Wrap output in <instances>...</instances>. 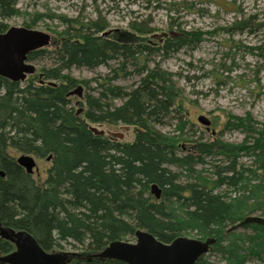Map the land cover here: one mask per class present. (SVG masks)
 Listing matches in <instances>:
<instances>
[{"label":"trees","instance_id":"trees-1","mask_svg":"<svg viewBox=\"0 0 264 264\" xmlns=\"http://www.w3.org/2000/svg\"><path fill=\"white\" fill-rule=\"evenodd\" d=\"M18 1L0 0V33L8 29L4 20L19 15ZM52 18L60 21L62 30L53 31L51 50L27 54L31 63L49 56L52 66L38 68L23 82L0 77V225L26 231L47 252L65 245L74 248L79 256L70 264H124L100 262L90 254L133 238L138 229L165 244L189 233L201 241L218 237L196 264H218L209 260L214 253L224 264H243L248 255H260L263 226L246 225L259 231L246 238L229 229L253 213L264 217V129L250 119L230 122L234 129L253 135L248 149L252 162L244 166L238 161L239 146L196 142L185 150L187 154H180L177 139L156 127L172 115L177 96L172 75L157 66L149 69L147 62L154 55L168 57L182 48H195L202 34L187 32L160 43L148 39L153 34L148 25L130 23L133 34L122 39L107 31L100 16L86 21ZM36 21L24 27L34 29ZM113 62L118 66L94 80V94L85 95L77 114L68 93L77 83L89 87L90 81L77 82L68 72ZM131 66L132 73L127 71ZM130 75H139L136 85L114 84ZM93 124L133 127L134 139L122 143L105 133L96 135L90 130ZM21 154L45 161L50 157L43 178L36 172L27 174L16 163ZM207 157L212 159L206 161ZM207 164V178L197 175L185 183L170 169L185 167L193 173L196 166ZM251 181L257 183L246 201L226 198L221 192ZM152 185L161 190L160 199L151 194ZM245 242L254 248L245 250L241 246ZM13 249L0 239L2 255Z\"/></svg>","mask_w":264,"mask_h":264},{"label":"rangeland","instance_id":"rangeland-1","mask_svg":"<svg viewBox=\"0 0 264 264\" xmlns=\"http://www.w3.org/2000/svg\"><path fill=\"white\" fill-rule=\"evenodd\" d=\"M17 8L19 15L3 21L8 28L24 27L25 23L36 19L34 30L50 34L51 39L56 36L53 31L62 30L60 21L53 16L84 21L100 16L108 24L107 31L122 39L133 34L128 27L130 23L148 25L153 31L148 39L160 43L167 37H178L187 32L202 34V41L195 48H182L168 57L154 55L147 62L149 69L157 66L160 71L172 75L177 96L172 115L164 125L156 127L164 135L177 139L180 154H187L185 150L196 142L209 144L218 141L239 146V163L251 164L248 149L252 146L253 135L234 129L230 122L250 119L258 129H264V0H19ZM163 34L166 36L162 37ZM48 50L51 47L48 46ZM32 64L38 70L42 66L51 67L53 61L45 56ZM117 66L118 62H113L93 70L84 67L71 69L68 75L75 81H90L89 87L77 83L70 90L79 85L83 87L82 99L76 95L71 97L73 109L84 107L85 95L94 94V80L110 74V67ZM133 70V66L127 68L131 73ZM139 78V75L121 77L114 84L129 88L136 85ZM201 117L209 124L201 123ZM92 126L122 143L134 139L133 127L122 124ZM34 159L38 168L36 173L43 178L50 162ZM211 159L207 157L206 161ZM170 169L179 174L181 183L192 181L197 175L207 178L210 174L208 164L196 166L193 173L187 172L185 167L172 166ZM256 183L251 181L250 185L244 183L235 189L222 188L221 192L226 198L243 202L251 198V186ZM251 215L262 217L260 213ZM255 231L259 232L249 227L237 229L234 233L246 238L255 235ZM183 237L197 238L195 233ZM124 242L134 243L135 238H127ZM245 243L241 245L245 250L254 248L251 242ZM257 248L264 246L261 243ZM74 250L67 245L56 249L61 252ZM208 257L212 262L224 264L218 253ZM243 264H264V251L260 255H248Z\"/></svg>","mask_w":264,"mask_h":264},{"label":"water","instance_id":"water-1","mask_svg":"<svg viewBox=\"0 0 264 264\" xmlns=\"http://www.w3.org/2000/svg\"><path fill=\"white\" fill-rule=\"evenodd\" d=\"M166 35L163 34L162 37ZM156 37V36H154ZM50 34L25 27H10L0 33V77L13 82H23L35 73V66L27 60V54L48 47L51 44ZM76 95L83 98V87L77 86L68 96ZM80 101L77 102V105ZM80 108L77 114L81 113ZM199 121L205 125L209 122L201 117ZM96 135H103V131L90 126ZM50 157L47 158V161ZM16 163L25 172L32 175L37 170L36 162L30 155L21 154ZM3 176V173H0ZM151 194L160 199L161 190L151 186ZM259 224L264 227V217L248 216L232 231L248 224ZM135 242L115 241L109 243L102 251L90 254L100 262L119 261L124 264H196L200 258L208 254L216 240L206 241L178 237L169 244L156 239L145 230H136ZM0 239L10 242L14 250L8 254L0 253V264H70L79 256L76 252H61L43 250L37 241L24 230H14L0 225ZM90 258L88 260H90Z\"/></svg>","mask_w":264,"mask_h":264},{"label":"bare ground","instance_id":"bare-ground-1","mask_svg":"<svg viewBox=\"0 0 264 264\" xmlns=\"http://www.w3.org/2000/svg\"><path fill=\"white\" fill-rule=\"evenodd\" d=\"M242 222V221H241ZM241 222H238V223H236L234 226H232L230 229H229V232H234V231H232V229L234 228V227H236V226H238ZM247 226L246 225H244V226H242V228H245V229H247L246 228ZM240 229V228H239ZM237 230V229H236ZM208 239H211V238H208ZM213 239H215L216 240V243L214 244V245H216L217 244V242H218V237H216V238H213ZM207 240V239H206ZM206 240H204V241H206ZM211 250V249H210Z\"/></svg>","mask_w":264,"mask_h":264}]
</instances>
